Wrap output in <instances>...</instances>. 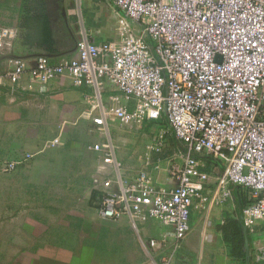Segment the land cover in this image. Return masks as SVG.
Returning <instances> with one entry per match:
<instances>
[{
    "label": "built area",
    "instance_id": "obj_1",
    "mask_svg": "<svg viewBox=\"0 0 264 264\" xmlns=\"http://www.w3.org/2000/svg\"><path fill=\"white\" fill-rule=\"evenodd\" d=\"M112 1L125 14L117 41L98 44L84 33L77 57L58 64L44 55L33 61L10 57L0 87L14 92L27 80L28 89L38 85L45 91L61 78L77 88L92 87L96 96L105 87L117 90L113 105L93 118L106 141L89 149L102 154L100 171L112 167L100 188L98 215L114 221L128 217L136 231L150 219L170 228L148 244L153 254L170 246L171 258H161V264H171L191 232L193 208L224 205L232 185L250 192L252 202L242 217L253 232L264 221V0ZM17 36L16 28L0 27V56L12 53ZM163 116L185 147L183 155L170 157L172 187L156 184L162 165L151 163V153L165 149L169 130L154 137L136 176H129L118 160L119 145L108 130L110 122L132 130ZM65 125L59 122L60 129ZM59 144L55 139L49 146ZM207 158L223 170L210 172ZM18 164L0 163V173H11ZM256 259H264V249ZM148 264L159 263L151 256Z\"/></svg>",
    "mask_w": 264,
    "mask_h": 264
},
{
    "label": "crops",
    "instance_id": "obj_2",
    "mask_svg": "<svg viewBox=\"0 0 264 264\" xmlns=\"http://www.w3.org/2000/svg\"><path fill=\"white\" fill-rule=\"evenodd\" d=\"M29 1L32 10L21 19L19 6L5 7V0H0V27L18 30L12 53L0 56V75L10 57L33 61L44 55L52 64L75 59L84 33L98 44L119 38V20L125 14L112 0H44L41 8L52 32L50 52L42 23L35 19L39 3ZM27 84L24 80L14 92L0 87V163H19L15 171L0 173V264H148L151 256L161 264V258H171L170 246L157 254L148 248L149 241L170 231L160 221L150 219L136 231L128 217L114 221L98 215L100 188L110 178L112 167L100 171L103 156L89 149L106 141L93 118L113 105L111 97L119 95L117 90L105 87L96 96L92 87L77 88L61 78L45 91L38 85L30 90ZM134 106L135 102H129L130 111ZM61 120L66 123L63 129L59 128ZM108 130L119 145L117 158L129 176L143 168L154 137L169 130L165 149L152 152L151 163L162 165L155 172L156 184L173 186L167 179L170 157L183 155L185 147L175 139L165 116L132 130L114 121ZM55 139L60 144L50 147ZM27 154L32 157L26 159ZM211 159L207 169L220 173L221 164ZM236 220L241 225L244 260L232 258L224 235ZM190 225L191 232L171 264H264V259H256V253L264 249V221L251 232L233 194L224 205L211 204L206 211L193 208Z\"/></svg>",
    "mask_w": 264,
    "mask_h": 264
},
{
    "label": "trees",
    "instance_id": "obj_3",
    "mask_svg": "<svg viewBox=\"0 0 264 264\" xmlns=\"http://www.w3.org/2000/svg\"><path fill=\"white\" fill-rule=\"evenodd\" d=\"M39 3L38 8L35 9V19L40 21V23H42V27H43V32H44V36L46 38V42L49 41L48 49L51 50L52 49V32L50 29V24L48 21V18L45 14L44 9H42L41 4L44 2V0H37ZM52 52V50L50 51ZM211 158H207L208 161ZM231 190H232V194L233 196L236 198V201L238 202L239 205V213L241 214L243 209L245 207H247L249 204H251V200H248V194L249 191L247 189H244L243 187L240 186H231ZM240 221L236 220L233 222L232 225L229 226L228 230L226 229L224 232L225 235V239L227 241V243L230 245L231 247V256L232 258L236 259V260H244V244H243V239H242V234H241V228H240ZM233 233V234H232ZM232 236V237H230Z\"/></svg>",
    "mask_w": 264,
    "mask_h": 264
},
{
    "label": "rangeland",
    "instance_id": "obj_4",
    "mask_svg": "<svg viewBox=\"0 0 264 264\" xmlns=\"http://www.w3.org/2000/svg\"><path fill=\"white\" fill-rule=\"evenodd\" d=\"M13 4L20 9L21 13V19L24 17L27 12H29L32 9H29L30 4H32L29 0H5V7L13 6ZM5 12L12 13L11 9H5ZM18 12V10H15V13ZM19 38V37H18Z\"/></svg>",
    "mask_w": 264,
    "mask_h": 264
}]
</instances>
